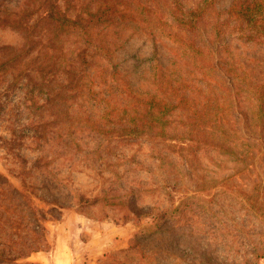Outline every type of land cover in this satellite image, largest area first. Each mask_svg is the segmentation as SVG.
Here are the masks:
<instances>
[{
  "label": "rangeland",
  "instance_id": "374dc122",
  "mask_svg": "<svg viewBox=\"0 0 264 264\" xmlns=\"http://www.w3.org/2000/svg\"><path fill=\"white\" fill-rule=\"evenodd\" d=\"M56 2L87 26L0 0L33 27L0 21V175L51 246L29 261L264 264V0Z\"/></svg>",
  "mask_w": 264,
  "mask_h": 264
},
{
  "label": "trees",
  "instance_id": "16d2710c",
  "mask_svg": "<svg viewBox=\"0 0 264 264\" xmlns=\"http://www.w3.org/2000/svg\"><path fill=\"white\" fill-rule=\"evenodd\" d=\"M50 1L45 11L44 20L53 28L57 37L60 32L75 28H85L88 21L81 17H69L58 7L56 0ZM92 18L95 14L88 13ZM0 21L10 24L11 27L21 29L23 33L32 32L33 27L27 23L25 17L1 16ZM183 25L190 21H181ZM195 25V24H194ZM7 63H2L0 70L4 77ZM5 92L8 90L4 89ZM2 105L0 103V112ZM41 211L35 203L33 195L19 192L5 177L0 175V264H39L33 263L30 258L34 254L49 253L51 246L48 242V230L44 223Z\"/></svg>",
  "mask_w": 264,
  "mask_h": 264
}]
</instances>
